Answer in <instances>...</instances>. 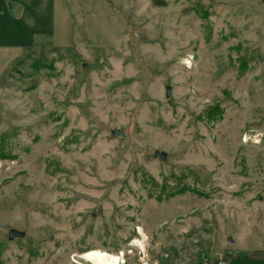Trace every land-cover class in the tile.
I'll list each match as a JSON object with an SVG mask.
<instances>
[{
    "label": "rangeland",
    "instance_id": "obj_1",
    "mask_svg": "<svg viewBox=\"0 0 264 264\" xmlns=\"http://www.w3.org/2000/svg\"><path fill=\"white\" fill-rule=\"evenodd\" d=\"M54 17L0 47V264H264V0Z\"/></svg>",
    "mask_w": 264,
    "mask_h": 264
},
{
    "label": "crops",
    "instance_id": "obj_2",
    "mask_svg": "<svg viewBox=\"0 0 264 264\" xmlns=\"http://www.w3.org/2000/svg\"><path fill=\"white\" fill-rule=\"evenodd\" d=\"M54 4L55 0H0V47H28L36 36L52 35Z\"/></svg>",
    "mask_w": 264,
    "mask_h": 264
},
{
    "label": "bare ground",
    "instance_id": "obj_3",
    "mask_svg": "<svg viewBox=\"0 0 264 264\" xmlns=\"http://www.w3.org/2000/svg\"><path fill=\"white\" fill-rule=\"evenodd\" d=\"M136 244L137 242L134 243V245ZM82 259L86 261H90L94 264H122L123 263L121 256L110 255L105 252H98V253L92 252L89 254H84L82 256Z\"/></svg>",
    "mask_w": 264,
    "mask_h": 264
},
{
    "label": "water",
    "instance_id": "obj_4",
    "mask_svg": "<svg viewBox=\"0 0 264 264\" xmlns=\"http://www.w3.org/2000/svg\"><path fill=\"white\" fill-rule=\"evenodd\" d=\"M169 94H170V89L168 88L167 95L169 96ZM115 135L116 136H120V132L119 131H116L115 132ZM155 157L164 160L166 158V155H165V153H160V152L156 151L155 152ZM24 236H25L24 233H21V232H19L17 230H11L9 232V239L10 240L21 239V238H24ZM230 242L232 243V240L231 239H230Z\"/></svg>",
    "mask_w": 264,
    "mask_h": 264
},
{
    "label": "built area",
    "instance_id": "obj_5",
    "mask_svg": "<svg viewBox=\"0 0 264 264\" xmlns=\"http://www.w3.org/2000/svg\"><path fill=\"white\" fill-rule=\"evenodd\" d=\"M223 264V263H222Z\"/></svg>",
    "mask_w": 264,
    "mask_h": 264
}]
</instances>
